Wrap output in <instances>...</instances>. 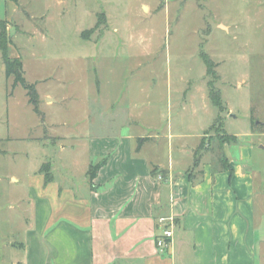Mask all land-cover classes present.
I'll return each mask as SVG.
<instances>
[{
    "label": "rangeland",
    "instance_id": "1",
    "mask_svg": "<svg viewBox=\"0 0 264 264\" xmlns=\"http://www.w3.org/2000/svg\"><path fill=\"white\" fill-rule=\"evenodd\" d=\"M0 18L38 93L36 109L0 51V256L23 238L30 193L47 185L43 165L56 184H80L92 135L172 126L184 136L175 152L200 142L199 161L226 156L223 138L234 158L251 148L264 264V0H0Z\"/></svg>",
    "mask_w": 264,
    "mask_h": 264
},
{
    "label": "crops",
    "instance_id": "2",
    "mask_svg": "<svg viewBox=\"0 0 264 264\" xmlns=\"http://www.w3.org/2000/svg\"><path fill=\"white\" fill-rule=\"evenodd\" d=\"M152 130L92 135L83 182L67 183L65 176L56 184L53 176L32 189L23 238L4 242L10 252L0 264H258L260 198L247 165L251 148L240 146L234 158L226 142L228 168L221 154L206 153L196 164L200 142H179L176 153L174 139L184 136L172 126L167 135ZM105 158L91 182L90 165ZM155 167L164 172L154 175ZM170 215L177 222L174 247L162 254L158 218Z\"/></svg>",
    "mask_w": 264,
    "mask_h": 264
},
{
    "label": "trees",
    "instance_id": "3",
    "mask_svg": "<svg viewBox=\"0 0 264 264\" xmlns=\"http://www.w3.org/2000/svg\"><path fill=\"white\" fill-rule=\"evenodd\" d=\"M14 1L16 4H18V0H11ZM100 18L96 24L100 23ZM90 32V31H87ZM84 32V35L87 33ZM11 42L9 32H8V21L7 19H2L0 18V51L2 55V60L6 69V74L8 77L14 75L16 77V81L18 83H21L29 92L30 95V101L33 102L36 106L38 105V93L36 91L35 85L34 84H28L25 80L24 77V70H23V62L20 57H12L9 55V43ZM202 57L207 65V73L212 74L213 73V67H214V62L213 60L208 56L202 54ZM209 98L211 102L215 105L218 106L219 108L223 107L222 104V98L221 94L219 91L215 90L212 84H209ZM264 130V128H263ZM146 139V138H145ZM140 142L143 140L142 138L139 139ZM222 144L228 142L227 139L223 138L222 139ZM107 158L101 160L100 162L96 164H91L88 170V176L91 182H93V179L96 177L98 170L106 163ZM221 161L225 164V167H229L228 160L224 154L221 156ZM199 163L198 158L196 159V164ZM42 170L46 171L45 179L46 183H49L53 179V174L48 168V165H43ZM157 172L163 173V170H159V168L155 167L152 171L154 175L157 174Z\"/></svg>",
    "mask_w": 264,
    "mask_h": 264
},
{
    "label": "built area",
    "instance_id": "4",
    "mask_svg": "<svg viewBox=\"0 0 264 264\" xmlns=\"http://www.w3.org/2000/svg\"><path fill=\"white\" fill-rule=\"evenodd\" d=\"M161 174L158 179H162ZM158 224L161 227V233L156 237V246L159 253L165 254L170 252L174 247V230L176 227L175 216H161L158 218Z\"/></svg>",
    "mask_w": 264,
    "mask_h": 264
}]
</instances>
